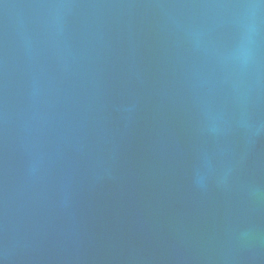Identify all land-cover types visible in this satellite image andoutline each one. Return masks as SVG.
<instances>
[{
    "label": "water",
    "instance_id": "obj_1",
    "mask_svg": "<svg viewBox=\"0 0 264 264\" xmlns=\"http://www.w3.org/2000/svg\"><path fill=\"white\" fill-rule=\"evenodd\" d=\"M0 264H264V0H0Z\"/></svg>",
    "mask_w": 264,
    "mask_h": 264
}]
</instances>
